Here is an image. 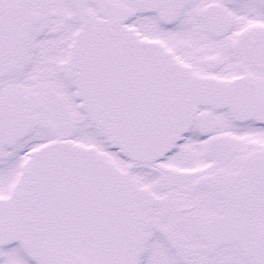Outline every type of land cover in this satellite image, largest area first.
<instances>
[{
	"label": "snow or ice",
	"instance_id": "6c2138e0",
	"mask_svg": "<svg viewBox=\"0 0 264 264\" xmlns=\"http://www.w3.org/2000/svg\"><path fill=\"white\" fill-rule=\"evenodd\" d=\"M0 264H264V0H0Z\"/></svg>",
	"mask_w": 264,
	"mask_h": 264
}]
</instances>
